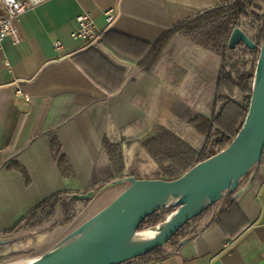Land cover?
Wrapping results in <instances>:
<instances>
[{
	"label": "crops",
	"instance_id": "0c3cea01",
	"mask_svg": "<svg viewBox=\"0 0 264 264\" xmlns=\"http://www.w3.org/2000/svg\"><path fill=\"white\" fill-rule=\"evenodd\" d=\"M219 1L43 0L21 15L18 42L7 37L0 45L2 236L23 231L34 218L36 227L41 226L45 213L62 203L71 214V194L65 192L84 193L98 189L106 178L133 175L123 170L122 148L141 143L158 126L173 127L184 140L196 121L197 132L207 131L220 110V74L230 65L182 33L170 34L158 50L153 45L173 25ZM107 9L115 14L110 26ZM82 12L90 13L100 33L92 43L71 36ZM56 41L61 52L54 48ZM204 51L219 58L212 64L214 95L207 115L200 87L206 71L191 72L195 58L199 66L211 64ZM199 91L201 96H195ZM199 104L190 118L183 114V108L195 111ZM49 140L59 143L56 155V144L52 149ZM104 141L114 145L118 163H110ZM106 165L114 173L100 170L98 177V169ZM247 181H241L239 187L245 189L230 198L229 207L222 202L212 206L198 221L196 234L169 248L165 257L141 264H264V150L252 182ZM57 193H63L58 201L30 216ZM69 226H53L19 245L51 244Z\"/></svg>",
	"mask_w": 264,
	"mask_h": 264
},
{
	"label": "water",
	"instance_id": "95a60500",
	"mask_svg": "<svg viewBox=\"0 0 264 264\" xmlns=\"http://www.w3.org/2000/svg\"><path fill=\"white\" fill-rule=\"evenodd\" d=\"M239 44L257 49L258 56L247 115L229 145L174 179L125 175L98 189L72 193V200H87L112 187L124 186L109 203L72 225L41 254L23 264H122L165 245L181 226L218 203L226 193H233L234 199L245 189L239 187L245 175L250 174L247 183L252 182L264 150V34L258 45L236 26L227 47ZM166 208L174 210L162 222L139 229L147 216ZM149 229L156 231L143 237ZM12 241L0 238V244Z\"/></svg>",
	"mask_w": 264,
	"mask_h": 264
},
{
	"label": "trees",
	"instance_id": "16d2710c",
	"mask_svg": "<svg viewBox=\"0 0 264 264\" xmlns=\"http://www.w3.org/2000/svg\"><path fill=\"white\" fill-rule=\"evenodd\" d=\"M236 26L240 27L259 45L264 34V0H220L214 7L205 9L173 25L153 45L158 50L170 34L182 33L192 43L220 56L224 64L230 65L228 71L221 72L216 89L220 110L213 116L210 124L207 125V133L209 132L211 136L212 149H208L206 146L196 148L181 138L173 127L164 125L158 126L152 135L142 140L143 149L156 162L158 171L161 174L157 178L170 180L181 176L197 162L227 147L241 128L249 107L251 82L258 50H251L243 44H239L229 54L227 40L232 29ZM154 53L156 54V52ZM49 142L52 149L56 144V148L53 149L54 155H56L59 151V143L53 140H49ZM104 145L109 151L110 163L115 164L114 145H107L105 141ZM62 159V156L58 157L59 161H62ZM249 175L247 174L242 178V183L249 178ZM123 176L125 175L119 174L106 178L100 186L112 179ZM65 193L68 195L72 194L71 192ZM61 194L63 193H57L44 199L32 210V213H34L30 214L34 215L44 205L58 201ZM232 195L233 193H226L219 202L224 203V207H229L232 203L230 201ZM211 208L212 206L187 221L165 245L122 264H141L165 257L169 248H176L182 239L199 231L198 221ZM173 210V208L161 209L147 216L140 224L139 229L162 222ZM225 210V208L221 209L219 213L221 214ZM73 214H71V217L60 221L59 225L65 227L72 220Z\"/></svg>",
	"mask_w": 264,
	"mask_h": 264
},
{
	"label": "rangeland",
	"instance_id": "374dc122",
	"mask_svg": "<svg viewBox=\"0 0 264 264\" xmlns=\"http://www.w3.org/2000/svg\"><path fill=\"white\" fill-rule=\"evenodd\" d=\"M228 49L230 51L229 54L231 53V51L234 50V48H228ZM203 54L206 56V58H204L206 63H211V64L206 65L208 67H204L205 64L199 66V63L201 62H197L195 58L193 67L194 68L196 67V69H194L191 72L195 73V70L206 71L205 78L203 79V82L201 83L200 86L201 88H203L202 94L201 91H199L196 93L195 96L202 95L204 99V107L206 108L205 115H207L212 109V99L210 100V97L212 98V96L214 95V84L212 83V80H213V76L215 75V71H213L214 68L212 64L215 61H218L219 58L205 51L203 52ZM217 74L218 73L216 68V75ZM200 108H201V104L197 106L195 111H191L188 108L185 109L183 108V112H184L183 114L187 116V118H190L191 115L199 111ZM190 125L191 126L188 127H191V129H189L187 133L183 135L186 138V140H188L195 147L200 148L202 146H206L208 149H212V141L209 132L207 133L208 130L204 132L203 131L197 132V128L199 127V123L197 121L195 124H190ZM112 130L114 132L113 127ZM131 145L132 147L129 148ZM121 156H122L121 158L124 160V165H123L124 172H131L137 178H148V179L157 178L161 175L160 172L158 171L156 162L145 152V150L142 147V144L138 141L130 145L125 144L124 148H122ZM114 157L116 158L115 163H118L119 158L117 156V152L114 153ZM100 170L101 172L105 171L108 173L110 172L112 173L114 171V168H112V166L110 165H106L105 167L99 168L97 172L98 177L100 176L99 175ZM123 188H124L123 185L112 187L93 199H87V200L68 199L67 202H71L73 205V208L71 207V210L74 213L73 214L71 212V214H73V218L70 221V226L68 228H71L72 225L83 221L93 212L97 211L98 209L109 203L123 190ZM68 208L69 207L66 203L57 205L56 209L53 210V212L45 213L44 215L45 218L41 226L36 227L35 223H37V221L35 220L37 219L32 218L33 220L31 221L29 220L27 223H25L26 229H24L23 231L17 232L15 234L10 233L8 235H5L8 237L1 235L0 238L2 239L4 238L6 242L10 240L13 241L0 245V264L14 263L15 261L18 260L34 257L42 253L44 250H46L52 243L49 244L47 243L48 241H46L44 246L31 245L30 247L29 246L22 247L19 244L22 242L21 240L23 239L28 240L27 238H31L32 236L38 235L42 232L46 233L47 229L59 225L60 221H63L65 218L71 217L72 215L69 214ZM31 216L33 217L34 215ZM15 238L18 239L15 240ZM12 244L13 246H10Z\"/></svg>",
	"mask_w": 264,
	"mask_h": 264
},
{
	"label": "built area",
	"instance_id": "2783aa9c",
	"mask_svg": "<svg viewBox=\"0 0 264 264\" xmlns=\"http://www.w3.org/2000/svg\"><path fill=\"white\" fill-rule=\"evenodd\" d=\"M41 1L43 0H0V45L7 37H12L14 43L18 42L16 22L28 8L36 6ZM104 14L107 26H110L115 19L113 9H107ZM71 36L87 43L98 39L100 33L97 31L90 13L82 12L76 16ZM54 48L61 52V43L56 41Z\"/></svg>",
	"mask_w": 264,
	"mask_h": 264
},
{
	"label": "bare ground",
	"instance_id": "6f19581e",
	"mask_svg": "<svg viewBox=\"0 0 264 264\" xmlns=\"http://www.w3.org/2000/svg\"><path fill=\"white\" fill-rule=\"evenodd\" d=\"M155 231H156L155 229H149L148 231H146L145 233H143V237H150ZM34 257L26 258V259H23V260H18V261H15L14 263H8V264H23L25 262L30 261Z\"/></svg>",
	"mask_w": 264,
	"mask_h": 264
}]
</instances>
